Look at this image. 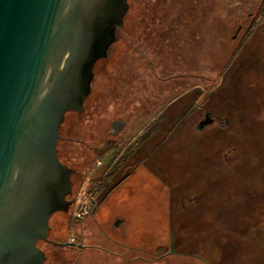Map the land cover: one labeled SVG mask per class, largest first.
<instances>
[{
	"label": "flooded vegetation",
	"instance_id": "af4514ba",
	"mask_svg": "<svg viewBox=\"0 0 264 264\" xmlns=\"http://www.w3.org/2000/svg\"><path fill=\"white\" fill-rule=\"evenodd\" d=\"M127 1L126 15L128 16L133 4L132 0ZM155 1L146 3L145 12L159 11L161 15L157 21L151 19L149 14L146 15L148 19L143 21L145 23L142 25V30L145 34L147 33L148 38L154 36L156 30H159V34L169 35L165 44L169 43L173 46L163 47L166 52L163 53L161 49L160 55H141L144 64L142 71L134 67H128L123 73V70L118 68L112 69L110 85H108L110 86L109 95L112 98L110 109L106 110L101 105H97L95 108L99 111L95 117L70 116V114L84 115L87 112L91 92L84 101L82 111H70L65 114L60 135L63 125H66L67 132L66 135H61L57 143L58 158L73 170L72 193L67 197L73 199L69 210L78 197L75 193L76 186H82L79 194L81 193L88 204L84 214L72 219L80 223L85 220L90 221L93 230L99 229L107 240L111 241L110 246L112 245L114 249L85 243L82 234L77 237L61 234L65 221L60 218L61 212H55L51 217L53 221L56 220V223L51 224V217L49 218L50 228L47 239L38 240L37 245L42 243L53 246L54 252L51 257L57 263L91 264L82 257L81 251L96 248L111 254L113 259L107 264H218L226 248L230 245L233 248L236 246L230 241L239 237L235 233L229 234L225 231L228 236L232 235L234 238H230L231 240L227 239L229 237L219 238L218 229L213 227L212 222L211 227L209 226L206 231L198 232L195 229L190 236H187L188 230L185 229L183 222L188 219L194 221L210 219L212 202L215 196L223 192L228 197H234L235 194L241 195L242 203H239V209L235 210L238 206L233 205L234 214L243 225V231L238 235L241 238L255 240L256 235L258 237L264 233V159H260L259 155L246 153L249 131L244 132L240 141L241 148L238 152L239 156L244 158V164L239 169L233 163L235 162L232 153L234 147L222 151V164L216 169L213 164L208 163L212 153H209L205 164L200 168L195 164L187 167L188 164L177 163L181 161V156H185L181 150H178L179 143L174 142L173 150L170 149L172 140H180L182 119L185 118L186 122L190 121V125L199 136L207 130L210 132L207 138L201 139V142L204 141L205 144L211 141L213 135L219 130L232 133V122L241 126L250 124L254 129L255 142L264 154V55H229L222 68L220 77L222 84L218 83L214 87L212 86L215 80L213 61L210 58H207L205 62L206 72H204L200 70L198 59L188 61L186 57L181 58L177 51L182 24L185 26L188 24L186 27L189 28L190 26L195 28L198 22L201 24L203 15L210 17L214 0H159V3ZM204 1L206 2L205 10L202 7ZM238 4L243 12L249 9L247 13L249 18H244L241 21L243 23L238 24L237 30L244 27V32H249L259 16L263 18V23L264 0H241ZM182 12H190L192 17L188 19L189 16L186 17L184 14L186 20L183 21ZM197 12H202V15L196 19ZM258 23L261 22L258 21ZM200 26L202 29V25ZM190 35L192 37L190 42L195 40L196 43L191 30ZM242 47H245V44ZM109 56L100 60H107ZM129 56L134 59V56L140 55ZM153 57H157L156 62L153 61ZM94 74L96 82L95 69ZM124 75L127 82L123 85L120 81L122 77H125ZM160 75H166V77L158 78L160 93L158 97L151 100L149 76L157 78ZM187 77L190 81L184 82L183 91L186 93L190 90L193 96L182 104L184 93L181 91V82ZM200 77H203L204 83L201 85L204 87L197 83ZM166 82L168 84H165ZM164 85L170 92L178 91V94L162 105L165 97ZM222 85L223 88L225 87L223 99L218 102L222 106L217 103L205 109V105L198 102V93L201 94L203 88L206 93H209L208 88L211 87L210 93L206 95L209 99L217 93L215 88ZM140 88L141 91L138 92ZM231 91L236 99L231 96ZM123 94L132 99L122 100ZM151 107L156 111L152 116L150 115ZM68 115L71 118L68 119ZM221 135L227 136L224 133ZM61 140L67 143L65 154L59 148ZM171 151L176 153L173 158L168 154ZM203 155L205 154L201 156ZM166 156L171 161L175 160H173L174 163L169 164L172 167L169 170L163 169L160 163L161 158L163 160ZM197 161L195 159V162ZM151 176L160 188L166 190L161 196L162 214L168 221L172 219L175 221V233L170 228L166 243L137 248L124 240L128 238L125 225L134 214L142 216L155 214L150 211L151 206L154 205L153 201L147 199L148 177ZM182 183L187 184L188 188H181ZM112 205L125 207L116 209ZM138 205L141 206L134 211V206ZM52 230L54 233L50 235ZM221 230L219 231L223 232ZM203 235H211V239L217 245L215 250H211L207 244H204ZM39 247L44 251L46 261L49 257L48 251L42 245ZM56 247L67 248L70 252L59 253L55 251ZM169 257L174 259L169 261L166 259ZM239 264L244 262L241 261Z\"/></svg>",
	"mask_w": 264,
	"mask_h": 264
},
{
	"label": "water",
	"instance_id": "95a60500",
	"mask_svg": "<svg viewBox=\"0 0 264 264\" xmlns=\"http://www.w3.org/2000/svg\"><path fill=\"white\" fill-rule=\"evenodd\" d=\"M127 9V0H0V264H43L49 218L70 213L61 124L83 110Z\"/></svg>",
	"mask_w": 264,
	"mask_h": 264
},
{
	"label": "rangeland",
	"instance_id": "374dc122",
	"mask_svg": "<svg viewBox=\"0 0 264 264\" xmlns=\"http://www.w3.org/2000/svg\"><path fill=\"white\" fill-rule=\"evenodd\" d=\"M239 1L241 0H214L213 6L211 7L212 10L210 17H207V15H203L202 23L199 24L198 22V24H195V28H193V26H190V28L186 27L188 24L186 26L182 24L181 27V38L179 41L180 44H177V51L181 55V58L186 57L188 61L198 59L199 67H201L200 70L204 72H206L205 62L207 61V58H210L213 61V77L215 78V80L212 86L214 87L218 83H220V85L222 84V80L220 81L222 68L229 55H264V27L262 28V25L264 24V21L262 23L263 18L259 16V18L257 19L261 23L257 24L258 21L256 19V24L249 32L245 31V33L244 27L240 30H237L238 24L243 23L241 21L244 18H249V16L247 15L249 9L243 12L240 8V5L238 4ZM148 2H154V0H132L133 7L129 11L128 16L126 15L124 19L125 29L120 28L117 32L118 37H122V39H118L112 45L108 61L99 60L94 67L95 72L97 73V83L94 82L92 94L88 98H91V100L88 103L87 112L84 115L70 114V116L74 115L95 117L99 111L95 108V106L97 105H101L102 107H104L103 109L109 110L110 106L112 105V98L109 95L110 86H108L110 85V71L112 69L118 68L119 70H123V73L128 67L138 68L140 69V71H142V69L144 68V64L143 60L141 59V55H160L159 52L161 49L163 53L166 52L163 47L168 48L173 46L169 43L165 44L167 38L170 37L169 35L159 34V30H156L157 32H154V36L148 38L146 35L147 33L145 34V32L142 30V25L145 23L143 21L148 19L146 15L149 14V17L155 21H157V19L161 15L159 11H152L150 13L145 12L144 6L147 5L146 3ZM155 2L159 3V0H156ZM202 3V7H204L203 9L205 10L206 2L204 1ZM182 14L183 21L186 20L184 14H186V17L189 16L188 19L192 17V14L190 12H182ZM203 14L205 13L203 12ZM201 15L202 12H197L196 19ZM200 25H202V29ZM190 30L193 32V37L196 38V43L195 40H192V42H190V38H192L190 37ZM243 44H245V47H242ZM129 55L140 56H134L133 59V57H130ZM156 60L157 57H153V61L156 62ZM124 76L125 77H122V80L120 81V83L123 85L127 82L126 75ZM139 77H142L141 74L139 75ZM164 77H166V75H160L157 78L149 76L150 82L148 83L151 100L158 97L160 93L157 82L158 78L162 79ZM182 80L181 91L182 93H184V82H189L190 79L187 77V79ZM197 83H199V85H201V83H204L203 77H200L197 80ZM165 84H168V82H166ZM105 85H107V87ZM201 86L204 87V85ZM210 88L211 87L208 88L209 93ZM224 89L225 87L223 88V85L215 88V90H217V93L207 99L206 95L209 93H206L205 88H203L201 94L198 93V102L203 103L205 105V109H207L206 107L215 105L220 102V99H223L222 96ZM140 91L141 88L138 92ZM236 91L237 90H235V92ZM230 93L231 96L236 99V96L233 95V92L231 91ZM176 94H178V91L170 92L167 86L164 85L163 95L165 97L163 98L161 104L164 105L165 102L169 101ZM192 96L193 95L190 90L184 93L182 97V104H184L185 101H189ZM121 98L122 100L128 99V101L132 99V97H127L124 94ZM98 101H100V103H96ZM125 104H127V101H125ZM217 105L222 106V104L219 103ZM152 108L153 107H151L150 110L151 116L154 115V112H156L154 111L155 108ZM70 116H67L68 119ZM232 125V133L227 132L226 130H219L215 135H213L212 140L205 144L204 141L201 142V139L207 138L210 132L207 130L199 136V134L190 125V121L186 122L185 118H183L181 125L182 134L180 136V140L176 138L177 140H172V144L170 145L172 146L174 142L175 144L179 143L178 150H181V153L185 155L181 156V161H177V163H181L182 165L188 164L187 167L195 164L200 168V166L205 164L206 157L209 155V153H212V156H210L211 160L208 163L213 164V167L216 169L220 166V164H222V151L224 152L225 149H231V147H234L235 149L233 151L231 150L235 157V162H233L234 166L238 169L242 168L244 164V158L239 156L238 151L241 148L240 141L242 140L245 131L250 132V135L247 136L248 145L246 153L249 155H259L260 159H264V154L260 151L257 142H255L256 140L253 136L254 129L252 125L249 124L241 126V124L235 122H232ZM235 131H237V133ZM66 132V125H63L61 135H66ZM221 133H224L225 135L227 134V136H222ZM59 148L60 151L62 153L64 152L65 154L67 152V143L61 140L59 142ZM173 148L174 147L172 146V148L170 149L173 150ZM174 151L168 153L171 158L175 157V152H179ZM202 154L205 155L201 156ZM195 159L198 161L195 162ZM173 160L171 161L168 156H166L163 160L161 158L160 163L162 165V168L169 170L171 167L169 166V164L174 163ZM182 186L181 188H188L187 184L185 183H182ZM81 189L82 186H76L75 193L77 194V196L79 195ZM165 191V189L158 186V183L152 176L150 178L148 177L147 199L148 201H153L154 205L151 206L150 211L154 212L155 214H153V216H142L134 214L131 217L130 221H128L125 225V228L127 229L126 231L128 233V238H125L124 240H127L130 244L134 245L137 248H144L147 246H152L154 244L166 243L170 228L173 230V233H175V221L173 219L168 221L163 217L162 214L163 206L161 196L164 195ZM215 197L216 198H214L211 205V215L209 216L210 219H202L199 221L188 219V221L185 220L183 222L186 226L185 229L188 230V232L186 231L187 236H190L191 232L193 233L195 229L198 232H200L201 230L206 231V229L209 228L212 222L213 227L218 229L217 231L219 238L229 237L227 238L229 240L234 238L232 235L228 236L225 231H228L229 234L235 233V235L239 237V239L230 241L236 245L234 248L231 245L227 248L225 247L226 251L217 262L218 264H239L241 261H243L244 264H264V233H262L258 237L256 235L255 240L241 238L240 235H238L243 231V225L240 222L238 216L234 214L235 211L233 210V205L238 206L235 210L239 209V203H242L241 195L235 194L234 197H228L223 192L221 193V195ZM73 206L74 204L70 209V213L64 214L63 212H61V214H59L60 218L65 221L64 227L61 229V234H69L75 237L82 234L85 243L99 244L105 246V248L114 249V247H111L112 245L110 246L111 241L107 240V238L103 233L100 232L99 229L96 228V231L93 230L94 228L92 225H90V221L85 220L83 223H80L72 219V209L74 208ZM112 206L116 209L125 207L124 205ZM140 206L141 205L134 206V211H136ZM52 219L53 217L50 218V223H56V220L54 219L53 221ZM219 230L223 232H220ZM53 233V230L50 231V235ZM112 234L115 235V233ZM203 238H205L203 240L205 241L204 244H207L211 250H215L217 248L216 243L211 239V235H203ZM213 238L215 240V237ZM41 245L48 251L47 255L49 256L44 264H61L55 262L53 257H51L52 252H54L53 246L50 247L49 245L42 243H40V245L38 246ZM115 249L118 251L120 250L118 248ZM55 251L59 253H62L63 251L70 252V250H67V248L59 247H56ZM81 255L86 261L90 262L91 264H107L108 262H110V260L113 259L111 254L96 248H87L85 250H82ZM166 259L172 261L174 258L169 257Z\"/></svg>",
	"mask_w": 264,
	"mask_h": 264
},
{
	"label": "built area",
	"instance_id": "2783aa9c",
	"mask_svg": "<svg viewBox=\"0 0 264 264\" xmlns=\"http://www.w3.org/2000/svg\"><path fill=\"white\" fill-rule=\"evenodd\" d=\"M74 208L72 209V218L81 216L86 212L88 204L81 194L78 195L77 199L74 202Z\"/></svg>",
	"mask_w": 264,
	"mask_h": 264
}]
</instances>
